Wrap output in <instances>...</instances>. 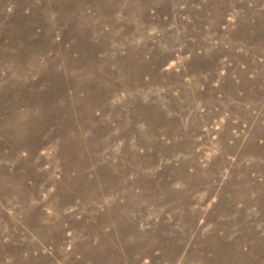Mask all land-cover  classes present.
<instances>
[{
  "label": "rangeland",
  "instance_id": "1",
  "mask_svg": "<svg viewBox=\"0 0 264 264\" xmlns=\"http://www.w3.org/2000/svg\"><path fill=\"white\" fill-rule=\"evenodd\" d=\"M263 254L264 0H0V264Z\"/></svg>",
  "mask_w": 264,
  "mask_h": 264
},
{
  "label": "bare ground",
  "instance_id": "2",
  "mask_svg": "<svg viewBox=\"0 0 264 264\" xmlns=\"http://www.w3.org/2000/svg\"><path fill=\"white\" fill-rule=\"evenodd\" d=\"M5 172V171H4ZM8 172V171H7ZM239 239V238H238ZM235 245V244H234ZM238 248V247H237ZM263 256H264V254H263ZM114 260V259H113ZM114 261H116V260H114ZM113 262V261H112ZM111 262V263H112ZM114 263V262H113ZM103 264H109V262L108 261H105V263L103 262ZM115 264V263H114Z\"/></svg>",
  "mask_w": 264,
  "mask_h": 264
}]
</instances>
